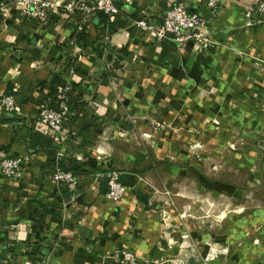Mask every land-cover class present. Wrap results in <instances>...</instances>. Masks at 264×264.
I'll use <instances>...</instances> for the list:
<instances>
[{
	"label": "crops",
	"instance_id": "crops-1",
	"mask_svg": "<svg viewBox=\"0 0 264 264\" xmlns=\"http://www.w3.org/2000/svg\"><path fill=\"white\" fill-rule=\"evenodd\" d=\"M179 1L207 20L212 40L207 49L199 50L190 41H152L133 25L141 13L156 21L166 0H117L119 13L107 17L111 27L103 29L93 26V14L77 8L58 10L43 20L0 10V97L11 91L18 112L0 108V157L29 160L23 177L7 180L0 175V264H108L114 249L131 252L134 264H264L261 247L235 243L245 226L264 230V173L263 178L254 174L263 183V205L248 212L234 202L232 224L224 223L230 214L223 209L222 223L211 231L191 223L169 229L151 193L157 168L152 159L178 147L172 130L168 134L175 138L169 141L159 137L162 130L149 133V124L140 123L145 115L154 111L151 120L196 124L206 148L213 129L220 136L256 137L264 132V22L242 24L245 11L257 0H219L213 14L206 0ZM7 2L0 0V6ZM69 57L72 64L66 62ZM54 78L69 82L82 102L77 116L66 122L67 132L70 129L77 140L62 157L53 139V147L33 151L28 146L29 131L51 137L35 119L38 103L48 99L50 86L54 88ZM131 135L141 141L156 137L148 154L146 145H138ZM251 141L256 152L250 148L244 164L239 148L230 157L232 165L250 167L249 172L263 166L257 152L264 145L260 139ZM96 150L102 151L99 159ZM65 158L85 176V189L75 194L73 205L64 203V188L46 173ZM161 165L163 170L174 167L170 161ZM112 166L121 169L125 183L116 201L105 197L101 178L94 180L95 173ZM168 179L172 181V174ZM240 192L234 201H240ZM242 213L247 215L243 223L235 216ZM182 231L185 237L179 235Z\"/></svg>",
	"mask_w": 264,
	"mask_h": 264
},
{
	"label": "rangeland",
	"instance_id": "rangeland-1",
	"mask_svg": "<svg viewBox=\"0 0 264 264\" xmlns=\"http://www.w3.org/2000/svg\"><path fill=\"white\" fill-rule=\"evenodd\" d=\"M260 24L262 23H259L258 25ZM73 60L74 59H72V57H69L66 62L68 61L67 64H72ZM71 86L72 85L69 82L65 81H61V83H54V98H59V100L61 99L60 101L68 100V104L71 107V113L75 118L82 107V102L77 98V95L73 92ZM117 98L121 101V96L119 94ZM50 101L51 99L45 98L40 101L38 105L42 103L43 105L52 107L49 104ZM59 102L56 104V102L53 101V107L57 106ZM154 114L155 112L153 111L152 115ZM152 115H145L147 117L140 120L143 127H147V124L153 123V133L162 130L159 137L168 141L170 139L174 140L175 138H172L173 135L169 136L168 133L171 130L174 134H177L175 142L178 147L177 152H160L158 154L160 157L158 160L155 158L152 159L157 168L155 170L153 169V178L155 176L156 182L152 181L150 184L151 193L154 196L153 199L158 203V213H160L162 221L166 222L169 229H182L184 225L191 223L194 224L197 229L203 228L204 225L208 226V229L211 231L214 229L216 224L222 223L221 221L223 218L221 216V211L223 209L226 211V215L230 214L228 220L223 222L226 225L232 224L234 202H237L244 208L246 207V211L248 212L257 206L263 205V201L259 198L263 192V183L260 179L258 180L254 174L259 172L260 176H263L264 150L261 152L257 148V151L260 152H257L258 159H260L263 165L259 171L257 168H253L252 172H249L250 167L242 165L239 168L234 166L232 165V161H230V157L232 153H234V150L236 151L237 149L238 151L239 148L241 153H243L241 164H244V160L246 159H244L243 155L248 154L251 149L256 152L251 138L257 140L260 139L261 142L259 145H264V132L257 134L256 137H249L245 135L233 136L228 134L220 136L216 133L217 130L213 129V131L208 135V147L206 148L205 143L203 144L200 139L202 137L199 136V134H201L200 128L196 124L183 119L169 120L167 118H161L160 120H151L152 118L150 117ZM39 120L40 118L38 113H36L35 121L39 122ZM213 120L211 122L212 128L215 125V123H213L215 120ZM63 127L67 128L68 125L66 124ZM134 136L135 137L131 135V139L137 141L136 143L138 145H146L145 151L147 150V152L145 153L148 154L150 149L148 146L150 144V140L153 141V138L156 137H145V140L141 141L136 135ZM204 138L207 139L206 137ZM76 140L77 138L73 137L72 131L68 129L64 139L58 144V152L61 153L60 157L63 156V150L72 143H75ZM101 153L102 151L98 152V150H96L95 158L99 159ZM149 155L150 157L153 156L151 152ZM83 156H86L87 159V155ZM223 156L226 159H229V163L221 158ZM25 157L26 159L21 165L18 176L6 177L4 174L2 175L1 173L3 170L1 167L0 175L7 180L11 178L19 179L26 175L27 170L29 169V160L27 156ZM164 159L166 160L161 161ZM66 161L67 159L65 158L62 162L63 165L67 163ZM157 161H159V163L170 161L174 167H167L166 170H163V166L161 165L162 163H156ZM188 163H191V165ZM52 167H54V165ZM108 169L115 170L119 173V180L125 187L123 173L120 172L121 169L115 166L108 167ZM108 169L102 171H107ZM62 170L64 172H69V170ZM153 170H151L152 173ZM168 170L173 171V173ZM102 171H99L98 173H101ZM46 173L53 178L52 173ZM170 174L173 176V179H171L172 181L168 179ZM72 177L73 180L66 179L55 182L59 188H64L65 190L64 193L66 195L63 196L65 198H63L64 203L71 205L74 203L75 194H79L78 192L85 189L83 186L85 176L83 174H72ZM238 189L241 190V195L238 196L240 201H234V194L236 195ZM249 195H252V197H248ZM241 215L242 216H235H237L236 220L240 219L241 223H243V220L247 218V215L243 216V213ZM176 217L178 220H175ZM250 226L251 224L247 227H243L242 235L235 243H237V245H242L244 241H249V243L253 246H259L264 250V230L261 231L262 228L260 225ZM258 231H261V236H259V238L256 236ZM211 233L213 232H210L209 234ZM186 234L187 233L185 231L179 233L182 237H185ZM225 249L226 248H223V250Z\"/></svg>",
	"mask_w": 264,
	"mask_h": 264
},
{
	"label": "built area",
	"instance_id": "built-area-1",
	"mask_svg": "<svg viewBox=\"0 0 264 264\" xmlns=\"http://www.w3.org/2000/svg\"><path fill=\"white\" fill-rule=\"evenodd\" d=\"M218 1L206 0V6L211 14L215 12ZM116 2L117 0H87L85 4L78 5L72 1L64 2L62 0H8L6 4L0 6V10L3 13L9 10L16 11L27 20H43L50 14L57 13L58 10L72 12L76 8L85 14H93L98 11L112 18L119 13ZM166 2L167 6L163 8L156 21H153L149 14L141 13L132 21L133 25L152 41H169L176 45L190 41L199 50H205L211 46L212 40L206 19L197 12L189 11L182 1L166 0ZM263 22L264 0H259L245 11L242 24L252 27ZM261 63L264 65V61ZM15 99L16 97L12 93L3 94L0 97V108L18 113ZM37 113L40 118L39 123L59 144L67 132L63 126L71 116L70 108L66 102L60 101L56 107H48L41 103L37 106ZM214 123L216 124V121ZM148 128L149 133L153 132V123H150ZM57 155L60 156L61 153L57 152ZM25 159V156L0 157V167L3 170L1 174L6 177L18 176ZM49 172L52 173L54 182L73 180L72 173L64 172L58 164ZM94 176V180L97 178L105 180L104 195L106 198L116 201L121 197L125 187L120 182L117 171L108 169L101 173H95ZM107 259L108 264H134L135 261L134 255L124 249H114ZM33 263L32 260L25 262V264Z\"/></svg>",
	"mask_w": 264,
	"mask_h": 264
},
{
	"label": "trees",
	"instance_id": "trees-1",
	"mask_svg": "<svg viewBox=\"0 0 264 264\" xmlns=\"http://www.w3.org/2000/svg\"><path fill=\"white\" fill-rule=\"evenodd\" d=\"M92 23H93V26H95L97 28L100 25L101 27H99V29H103L104 26H107V28L111 27V23L108 22L107 16L101 12H98V11L93 13ZM79 35H80V38L83 37L82 33H80ZM59 80H60L59 78H54V80L52 81L51 84L53 85L54 83L59 82ZM7 93H12V92L7 91ZM54 94H55L54 88L50 86L49 90H48V96L47 97H48V99H51L49 104L52 107H53V101H55L57 104L61 100V99L59 100V98L55 99ZM65 102L68 105V107L71 108L68 104L69 103L68 100H65ZM73 118H74V116L71 115L69 117L68 121L70 122L71 120H73ZM36 143H37V145H35ZM28 146L30 148H32L33 151H35V150H39V149L44 148V147H53L54 144L52 141V137L42 135L40 132L33 130L31 132L30 131L28 132ZM66 162H67L66 164H64V165L61 164L59 166L64 170H69L73 175L74 174H84V173H82L83 170L80 168V166H77L73 160H67ZM52 168L53 167H51L49 170H51ZM101 179L103 180L104 185H105V180L103 178H101ZM105 189H106V185H105Z\"/></svg>",
	"mask_w": 264,
	"mask_h": 264
}]
</instances>
